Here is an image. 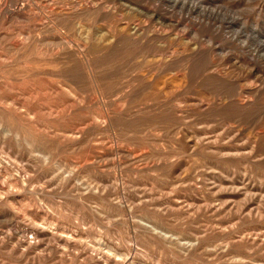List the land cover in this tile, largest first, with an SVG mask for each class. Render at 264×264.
Masks as SVG:
<instances>
[{
	"label": "rangeland",
	"instance_id": "obj_1",
	"mask_svg": "<svg viewBox=\"0 0 264 264\" xmlns=\"http://www.w3.org/2000/svg\"><path fill=\"white\" fill-rule=\"evenodd\" d=\"M0 264H264V0H0Z\"/></svg>",
	"mask_w": 264,
	"mask_h": 264
}]
</instances>
